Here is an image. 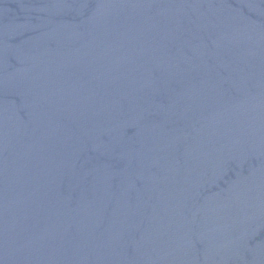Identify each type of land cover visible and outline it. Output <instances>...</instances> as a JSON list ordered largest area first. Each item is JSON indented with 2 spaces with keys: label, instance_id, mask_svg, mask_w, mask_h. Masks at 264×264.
<instances>
[{
  "label": "water",
  "instance_id": "water-1",
  "mask_svg": "<svg viewBox=\"0 0 264 264\" xmlns=\"http://www.w3.org/2000/svg\"><path fill=\"white\" fill-rule=\"evenodd\" d=\"M0 264H264V0H0Z\"/></svg>",
  "mask_w": 264,
  "mask_h": 264
}]
</instances>
